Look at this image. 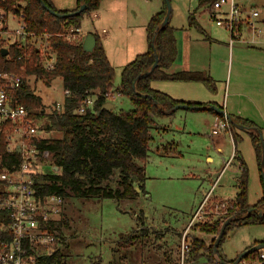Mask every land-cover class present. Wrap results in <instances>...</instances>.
<instances>
[{
  "label": "trees",
  "instance_id": "obj_1",
  "mask_svg": "<svg viewBox=\"0 0 264 264\" xmlns=\"http://www.w3.org/2000/svg\"><path fill=\"white\" fill-rule=\"evenodd\" d=\"M19 1L25 2V5L20 6ZM42 1L55 12H70L55 8L50 0ZM210 1L201 0L198 6ZM100 2L101 0H77V6L72 11L77 10L80 4H85V11L67 18L51 15L42 8L38 0H0V9L16 12V8H22L26 29L37 34H47V46L55 54L53 68L47 70L40 58L39 49L34 46L27 48L29 58L25 60L24 83L12 92V102L21 104L31 111L33 118L44 116L41 97L27 83L28 77L59 79L63 90L70 92V95L62 100V110L48 115L49 123L46 129L56 131L60 135L43 137L39 142L41 148L49 151L52 164L57 170L43 175L44 180L38 189L44 193L59 194L64 200L73 196L80 199H112L120 203L133 200L139 192H144L145 162L155 118L173 113L176 105L184 103L153 89L150 83L154 80L201 82L210 91L214 90L215 84L211 77L202 72L181 70L169 73L167 71L175 61L177 48L170 19L160 29L166 13V5L163 1L162 9L151 16L145 27L147 50L137 54L122 68L120 83L116 87L115 92L128 96L134 108L128 112L102 108V105L108 101L105 95L113 91L115 72L99 38L95 36V46L89 53L84 51L82 42L69 43L57 35L70 27L79 26L83 15L97 10ZM21 45L19 41L10 43L6 55H2V47H0V71L20 72L23 62L17 57L23 52ZM155 57L158 58L157 66L146 77L137 78L150 69ZM87 96L95 97L92 107H87L83 114L75 113L73 109ZM186 104L201 106L202 109L225 119L209 108L210 103ZM230 117L231 121L228 122L231 128L242 126L249 131L260 166L262 146L259 127L251 121ZM233 138L235 140L234 136ZM0 139L2 140L0 153L3 159L8 162L18 161L17 153H6L2 134ZM241 167L237 191L228 204V216L232 219L225 227L221 241L230 226L264 223V195L254 204L247 202L248 175L243 161ZM113 180L115 185H112ZM136 188L139 191H136ZM223 221L214 220L200 225L199 231L202 235H197L195 238L194 258H205L211 262L215 259L213 253L215 239L212 237L211 241L206 243L203 236L210 233L218 234ZM56 225L63 229L68 227L69 221L65 215H62ZM142 234L144 231L140 230L134 235L127 236L126 242L136 241ZM219 246L217 255L223 258L219 253ZM68 247L69 243L66 242L63 250L57 254L58 259L66 256ZM120 247L121 243L118 244L117 250H120Z\"/></svg>",
  "mask_w": 264,
  "mask_h": 264
},
{
  "label": "rangeland",
  "instance_id": "obj_2",
  "mask_svg": "<svg viewBox=\"0 0 264 264\" xmlns=\"http://www.w3.org/2000/svg\"><path fill=\"white\" fill-rule=\"evenodd\" d=\"M101 0L97 10L95 12L102 13L99 18L94 20L95 28L104 26L111 27V37H100V42L106 52L110 55L115 62L114 78L112 83L113 92L116 91V87L120 83L121 70L117 67L120 63H117L121 53L126 51V48L130 42L131 32L128 28L126 21H122L121 17L114 13L107 14L104 11L103 14V2ZM108 0H105L106 5ZM171 6L170 18L174 11H177V7L181 10L189 9L192 11L198 0H169ZM241 5V3L249 9H257L260 12V16L257 23L258 27L263 29L261 37V43L258 45H264L262 38L264 37V0H235ZM22 5L25 2L19 1ZM107 7H104V9ZM114 12L117 8H113ZM188 11H186V16ZM95 18V17H94ZM89 19V18H87ZM188 19L182 21V24H186ZM205 25L208 32L212 37L228 41L229 32L222 27H217L208 18L201 21ZM256 23V22H255ZM10 28H15L16 24L9 22ZM81 29L89 28V23L85 22V18L80 23ZM71 28V27H70ZM193 33L198 35L200 39L207 40L208 38L192 28ZM208 33V34H209ZM229 34V35H228ZM246 31H243L242 37H249ZM43 34L35 33L34 36L29 37V47H36L39 49L40 58L42 60V54L48 53V46L46 38ZM11 40L14 37H10ZM7 45V44H6ZM231 46V51H227L223 55L225 62L224 69L221 74L222 85L216 83L217 93L220 92L219 104L222 106V102L227 99L228 91L234 89V82L240 78L242 81L247 79V75L239 69V65L236 63V56H241L237 51L240 49L250 51H256L257 49L243 42H235ZM248 47V48H247ZM219 52L218 54H221ZM112 66V65H111ZM229 66V71L227 67ZM221 70V69H220ZM230 81L229 89L225 94L224 86ZM264 82V80H262ZM27 83L33 87L36 94L40 95L43 100L44 116L35 118V121L39 127V132L42 137H56L60 134L56 131H48L46 125L49 123L48 115L54 113V107L56 102H62L63 88L59 79L47 80V78L33 79L28 77ZM221 87V89L219 88ZM116 93V92H115ZM92 102L95 97L90 96ZM112 99V98H110ZM113 104L115 111L128 112L134 108L130 98L126 95H114ZM91 106V104L89 105ZM39 112V111H37ZM186 113V112H183ZM187 120L185 122H191V117L194 119L198 130L201 135L191 137L184 136L183 142L179 148L183 157L169 158L158 156L155 152H148V156L145 162V175L144 190L149 194V198L143 199V208L150 213V216L145 217L144 211L138 209L133 210L134 207L123 205L121 202L116 203L112 199H80L70 196L68 200H64L63 215L69 221V225L63 228V233L66 238V242L69 243L67 252V264H175L177 256V239L178 233L182 226H185L193 214L195 209L202 201L201 190H209L211 187V181L208 180L209 174L205 172L209 167L210 172L220 171L223 168L222 158H228L232 151V143L229 138L225 139L224 150L221 155L217 154L214 149V142H212L206 135L209 132V126H206L207 122L212 123L207 114L187 112ZM192 115V116H191ZM203 115V117H202ZM184 118V117H183ZM260 134L262 136L264 144V123L260 126ZM239 139H236L235 145L237 153L242 156L245 163V168L248 175L247 184V202L249 204L256 203L264 195V188L261 177V170L256 159L254 147L252 145L250 136L244 130L238 132ZM167 135L166 137H168ZM169 138V137H168ZM205 155H211L214 157V161L208 163L204 158ZM48 164V163H47ZM49 164L52 166L51 157ZM48 165L46 170L52 173L51 168ZM217 173H215L216 175ZM238 168L234 163L229 166H225V169L221 172V180H217V188L214 190V196L221 199H232L235 195L234 185L239 177ZM236 176L237 179H236ZM217 176L213 180H215ZM112 185H115L113 180ZM215 185V186H216ZM219 202H225L229 204L231 201H220L209 198L208 204L211 208L214 204ZM131 209V212H130ZM137 212V217L134 219L133 214ZM191 212V213H190ZM208 212V211H207ZM210 217V221H206L203 224L211 223L218 217H223L221 211L217 214H213ZM229 217V216H227ZM230 218V217H229ZM137 220V222L135 221ZM200 225L196 226L193 230L194 236L202 235L199 231ZM140 228V229H136ZM140 230L144 231V234L136 241H127L126 237L138 233ZM217 234H204L206 243L211 241L212 237L216 238ZM214 238V239H215ZM121 243L120 250H117L118 244ZM254 243H264V223L263 224H244L240 226H230L222 239L219 246V253L225 261H229L235 257L233 249L237 251L243 250L245 247ZM94 246L95 252H91L84 255V250ZM117 255V257H116Z\"/></svg>",
  "mask_w": 264,
  "mask_h": 264
},
{
  "label": "built area",
  "instance_id": "obj_3",
  "mask_svg": "<svg viewBox=\"0 0 264 264\" xmlns=\"http://www.w3.org/2000/svg\"><path fill=\"white\" fill-rule=\"evenodd\" d=\"M20 6L23 5L20 3ZM206 8L207 18L229 32L230 46L235 42L250 45L261 43L259 37L263 29L257 25L259 19H256L260 16L257 9H249L235 0H211ZM86 17H96V12L84 14L83 18ZM11 21L16 24L15 28L9 27ZM243 31L250 36L243 38ZM34 35V32L26 29L22 8H16V12L0 9V47L7 49L10 43L19 41L23 49L22 54L17 57L23 62L20 72L0 71V134L3 135L6 153L15 152L19 157L16 162H8L0 153V264H67V254L64 258H57L66 243L63 230L56 225L63 215L64 199L59 194L44 193L38 189L44 180L43 175L51 174L46 170L50 166L49 151L39 146L43 137L35 118L31 117V111L21 104L13 103L11 97L12 92L24 83L25 60L29 58V37ZM43 35L47 36L45 33ZM57 35L66 42L81 43L86 33L79 25ZM10 37L14 38L11 40ZM262 43L264 44V38ZM54 60L52 50L48 49V53L42 54L45 69H52ZM63 92L64 97L70 95L68 90ZM105 97L109 101L113 94L109 92ZM92 105L90 96H87L73 111L83 114ZM54 110L60 112L62 102H56ZM227 129L229 122L225 118L218 120L210 132L211 135H217ZM1 141L0 139V143ZM53 167L50 166L52 172ZM216 182L217 179L191 214L187 224L179 231L175 264H220L217 259L211 262L205 258L193 257L196 238L193 230L196 226L211 220L207 214L211 217L218 211L223 216L229 214L228 204L225 202L214 204L213 208L208 204ZM216 220L223 221L224 218L218 217ZM253 253L251 257L248 256L252 253L237 263H234L235 260L226 262L264 264V247Z\"/></svg>",
  "mask_w": 264,
  "mask_h": 264
},
{
  "label": "crops",
  "instance_id": "obj_4",
  "mask_svg": "<svg viewBox=\"0 0 264 264\" xmlns=\"http://www.w3.org/2000/svg\"><path fill=\"white\" fill-rule=\"evenodd\" d=\"M55 8L59 10H67L72 11L77 6V0H50ZM201 0L197 1L196 7L190 11H188V15L186 16V11L181 10L180 7H177V11L175 12L173 9L170 25L174 28V36L176 40V48L177 55L174 63L167 70L169 73H174L177 71H197L202 72L205 75L211 77L214 81V90H208L201 82H181V81H170V80H154L150 83L153 89L159 90L170 95L172 98L182 101L184 103H202L217 106L224 110L226 114L229 116L238 117L241 119H245L251 121L256 126H260L261 123H264V45L252 46V48H256L255 51H250L249 49L243 50L240 49L237 53L241 56H236V63L239 65V69L247 75V79L242 81L238 78L234 82V89L228 91L230 81L228 86L225 85V94L226 89L228 91L227 99L222 102V106L219 104L220 101V92L217 93L216 83L218 85H222L220 83V77L224 69V60L223 55L227 51H231V46L229 45V40H219L208 32L205 25L201 23V21L207 18L206 16V4L202 6H198V3ZM107 7L104 11L107 14L114 13L117 16L121 17L122 21H126L128 24V28L131 32L130 42L126 48V51L122 52L120 57L117 60V63H120L117 67L121 70L127 63L132 61L135 56L139 53H143L148 48V42L146 38L145 27L151 18L152 15L159 12L163 6V0H108L106 5ZM239 4V3H238ZM241 5H243L241 3ZM244 6V5H243ZM113 8H117V11L114 12ZM102 13L96 12V17H88L85 18V22L89 23V28L82 30L87 34L90 33L94 37L110 38L111 37V27L106 26L103 22L104 26L100 28H95L94 20L100 19ZM190 18L192 21H190ZM188 19V22L182 24V21ZM264 20V18H262ZM83 20V19H82ZM103 21L102 19H100ZM218 27V26H217ZM192 28L196 29L201 34H204L207 40L200 39L198 35L193 33ZM209 33V34H208ZM212 35V36H210ZM229 35V34H228ZM264 38V37H263ZM101 40V39H100ZM234 45H232L233 47ZM248 48V47H247ZM105 51V49H104ZM222 52L221 54H218ZM105 54L112 65L115 66L114 60L110 57L108 52L105 51ZM221 69V70H220ZM227 71H229V66L227 67ZM56 80V79H55ZM114 87V86H112ZM221 89V87H219ZM64 91V90H63ZM113 94L112 99L109 100L113 104L114 95H119L110 92ZM40 96V95H39ZM41 97V96H40ZM42 98V97H41ZM64 99V92L62 93V97L60 100ZM43 104V100H42ZM189 106H198V105H189ZM201 107V106H199ZM210 107V106H209ZM115 106L113 104L112 109L115 111ZM202 108V107H201ZM186 112V113H183ZM187 112L201 113L207 114V116L211 119L212 123L207 122L206 126H209V132L206 135L212 142H214V149L217 154L221 155L224 150L225 139L228 137L230 142L232 143V151L228 158H222L221 162H223V168L220 171H212L210 172L209 167L205 170L206 173L209 174L208 180L211 183L218 180L221 172L225 169V166H229L234 163L238 168V172H241V161L244 162L242 156L237 153V148L235 145L236 139L240 138L238 132L244 130L246 133L249 131L247 129H238L237 127L231 128L229 125V129L222 131L220 134L211 135L210 129L213 125H215L218 120L221 118L212 112L202 109H177L174 110L173 113L155 118L154 128L151 129V139L149 141V151L155 152L158 156L161 157H183L182 152L179 151V148L183 142L184 136L188 135L191 137L200 136L201 133L195 129L197 127L196 123L193 122V118L191 117V122H185L187 120ZM192 116V115H191ZM184 117V118H183ZM203 117V115H202ZM169 135L168 137H166ZM235 137V140L233 138ZM208 163L214 161V157L211 155H205L204 158ZM245 164V163H244ZM215 173H217L215 175ZM215 180L212 179V177ZM238 176H236L237 179ZM221 180V177L220 179ZM218 180V182H219ZM237 182H235L234 191L237 189ZM211 184V187L213 185ZM144 186V184H143ZM210 187V189H211ZM217 188V185L214 187ZM211 194L212 199L220 200V201H231L232 199H221L217 196H214L213 192ZM138 189V188H137ZM209 189V190H210ZM208 190V191H209ZM137 191V190H136ZM139 191V189H138ZM205 189L201 190V194L204 195L208 192ZM236 193V192H235ZM235 196V195H234ZM149 198V194L144 190V192H139L138 196L133 200L123 201L121 202L125 206H129V208L134 207L133 210L137 211L138 209H142L144 211V216L149 217L150 213L143 208V199ZM115 201V200H114ZM116 202V201H115ZM118 203V202H116ZM137 205L138 209L135 208ZM118 205H120L118 203ZM131 212V209H130ZM191 213V212H190ZM137 212L133 214L134 219L137 217ZM191 216V214H188ZM137 222V220H135ZM182 226L181 228H183ZM140 229V228H136ZM252 245V244H251ZM249 246L245 247L243 250L247 249ZM234 250V249H233ZM241 251H237L235 249V257L231 260H235L238 254Z\"/></svg>",
  "mask_w": 264,
  "mask_h": 264
},
{
  "label": "water",
  "instance_id": "obj_5",
  "mask_svg": "<svg viewBox=\"0 0 264 264\" xmlns=\"http://www.w3.org/2000/svg\"><path fill=\"white\" fill-rule=\"evenodd\" d=\"M42 6V8H44L48 13H50L51 15H54L56 17H59V18H67V17H73V16H76L80 13H82L83 11H85L86 9V6L85 4H80L78 9L75 10V11H70L68 13H58V12H55L53 9L49 8L46 6V4L42 1V0H38ZM165 2V5H166V13H165V16L161 22V25H160V29L163 28L168 22H169V19H170V14H171V6H170V1L169 0H163ZM95 43H96V40H95V37L90 34V33H87L83 40H82V47L84 49V51L86 52H92L94 46H95ZM1 53L2 55H6L7 54V49L6 48H2L1 49ZM157 62H158V58L155 57V60L152 64V66L150 67V69L144 73H142L140 76H138L137 78H141V77H146L156 66H157ZM134 87V85H133ZM113 107V104L109 101L105 102L103 105H102V108H105L107 110H111ZM210 109H212L213 111H215L218 115H222L223 117H225L227 120L231 121V117L226 114L224 112L223 109L217 107V106H214V105H210L209 107ZM177 109H195V110H202L201 107L199 106H189L188 104L186 103H181V104H178L174 107L173 111L174 110H177ZM238 129H246L242 126H236ZM259 138H260V141H261V146H262V156H261V161H260V170H261V177H262V183H263V188H264V144H263V140H262V136L261 134H259ZM54 171L57 170V167H53ZM136 190L138 191V189L136 188ZM222 218H224V221L220 227V230L213 242V253L215 254V259H217V261L220 263V264H229L227 263L223 258H220L218 255H217V250H218V246H219V243L221 241V238L223 236V233H224V229L225 227L231 222V219L232 218H229L227 216H223ZM264 247V243H257V244H254L252 246H250L249 248L243 250L242 252H240L237 256V258L235 259L234 263H237L240 259L242 258H245L246 256H248L249 254L255 252L257 249L259 248H263ZM96 248L94 246H89L87 247L85 250H84V255L86 256L87 254L91 253V252H95ZM235 251V249H234ZM117 257V255H116Z\"/></svg>",
  "mask_w": 264,
  "mask_h": 264
}]
</instances>
